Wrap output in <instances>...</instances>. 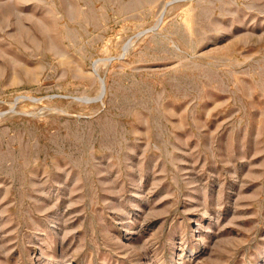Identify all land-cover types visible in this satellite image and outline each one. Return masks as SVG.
<instances>
[{
    "label": "rangeland",
    "instance_id": "374dc122",
    "mask_svg": "<svg viewBox=\"0 0 264 264\" xmlns=\"http://www.w3.org/2000/svg\"><path fill=\"white\" fill-rule=\"evenodd\" d=\"M0 264H264V0H0Z\"/></svg>",
    "mask_w": 264,
    "mask_h": 264
},
{
    "label": "water",
    "instance_id": "95a60500",
    "mask_svg": "<svg viewBox=\"0 0 264 264\" xmlns=\"http://www.w3.org/2000/svg\"><path fill=\"white\" fill-rule=\"evenodd\" d=\"M101 82H102V80H101Z\"/></svg>",
    "mask_w": 264,
    "mask_h": 264
}]
</instances>
